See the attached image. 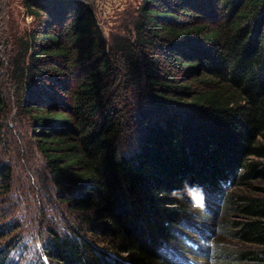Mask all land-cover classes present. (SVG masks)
<instances>
[{
  "label": "trees",
  "instance_id": "obj_1",
  "mask_svg": "<svg viewBox=\"0 0 264 264\" xmlns=\"http://www.w3.org/2000/svg\"><path fill=\"white\" fill-rule=\"evenodd\" d=\"M22 4L6 75L70 215L41 238L47 264H190L208 232L241 243L224 262L264 264V0H142L110 37L83 0ZM16 245L0 264H27Z\"/></svg>",
  "mask_w": 264,
  "mask_h": 264
},
{
  "label": "rangeland",
  "instance_id": "obj_2",
  "mask_svg": "<svg viewBox=\"0 0 264 264\" xmlns=\"http://www.w3.org/2000/svg\"><path fill=\"white\" fill-rule=\"evenodd\" d=\"M22 2L23 0H0V40L2 41L0 62L4 64L0 82L9 95H7L9 110L1 117L3 127L0 166L6 164L10 167V176L6 181L9 190L0 197V228H2L0 244L15 242L16 249L11 256L17 261L27 264H39L40 262L47 264L46 256L42 252L41 238L47 236L48 226L62 225L65 227L66 223L64 224L63 218H70V215L66 214L63 217L60 213L61 204L55 197L51 174L45 168L41 154L30 139V126L16 114L9 77L6 75L12 42L7 46L4 44L5 39L11 38L14 33H23L26 28L34 24L33 17L25 12ZM141 2L142 0H127L124 5L113 4L110 9H95L104 34L110 37L111 34L121 32L119 30L122 24L128 21V12L137 8ZM135 50L139 53L137 46ZM136 94L122 101L127 110H133L138 103L144 102ZM132 112L134 115V110ZM131 113L127 115L128 122L132 119ZM131 135L129 130L122 134L121 149L130 148ZM222 208L223 206L218 213L221 220L225 216ZM227 218L229 220L233 218L232 213L227 214ZM190 234L195 239L198 235V233L191 232ZM200 240L202 244L210 248L209 256L208 258L189 259L190 264H228L224 262L228 257L222 254L231 255L232 251L242 246L230 232L223 235L208 232V237ZM219 247L224 253L221 254Z\"/></svg>",
  "mask_w": 264,
  "mask_h": 264
},
{
  "label": "crops",
  "instance_id": "obj_3",
  "mask_svg": "<svg viewBox=\"0 0 264 264\" xmlns=\"http://www.w3.org/2000/svg\"><path fill=\"white\" fill-rule=\"evenodd\" d=\"M83 1L90 4L92 8L95 10L101 8L110 9L113 4L124 5L125 4L124 2L127 0H83Z\"/></svg>",
  "mask_w": 264,
  "mask_h": 264
}]
</instances>
